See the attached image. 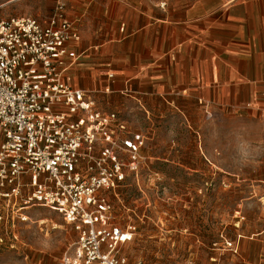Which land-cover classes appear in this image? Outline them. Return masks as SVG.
<instances>
[{"label": "rangeland", "instance_id": "1", "mask_svg": "<svg viewBox=\"0 0 264 264\" xmlns=\"http://www.w3.org/2000/svg\"><path fill=\"white\" fill-rule=\"evenodd\" d=\"M57 1L0 0V19H45ZM191 115L201 126L166 110L158 129L140 127L147 159L111 195L117 221L137 226L121 253L129 263L264 264V105L209 119L201 106ZM25 213L28 220L9 214L0 222V264H59L74 230L55 207Z\"/></svg>", "mask_w": 264, "mask_h": 264}, {"label": "built area", "instance_id": "2", "mask_svg": "<svg viewBox=\"0 0 264 264\" xmlns=\"http://www.w3.org/2000/svg\"><path fill=\"white\" fill-rule=\"evenodd\" d=\"M66 7L58 0L44 20L0 19V222L55 207L76 234L59 264H155L121 253L137 226L117 221L111 197L138 174L148 137L72 85L81 35Z\"/></svg>", "mask_w": 264, "mask_h": 264}, {"label": "crops", "instance_id": "3", "mask_svg": "<svg viewBox=\"0 0 264 264\" xmlns=\"http://www.w3.org/2000/svg\"><path fill=\"white\" fill-rule=\"evenodd\" d=\"M163 2L70 0L66 14L81 35L71 44L72 85L135 131L158 129L166 110L196 127L202 120L191 114L201 106L214 113L264 105V0ZM37 15L17 16L44 20ZM148 148L147 139L145 155Z\"/></svg>", "mask_w": 264, "mask_h": 264}]
</instances>
